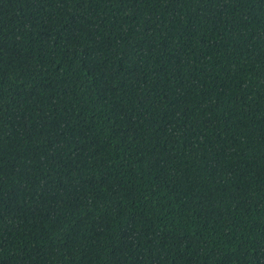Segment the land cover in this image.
Returning a JSON list of instances; mask_svg holds the SVG:
<instances>
[{
	"label": "trees",
	"instance_id": "1",
	"mask_svg": "<svg viewBox=\"0 0 264 264\" xmlns=\"http://www.w3.org/2000/svg\"><path fill=\"white\" fill-rule=\"evenodd\" d=\"M0 264H264V0H0Z\"/></svg>",
	"mask_w": 264,
	"mask_h": 264
}]
</instances>
